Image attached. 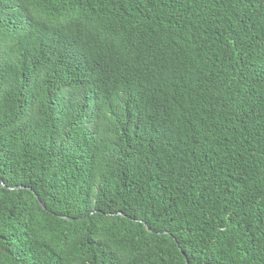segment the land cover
<instances>
[{"label":"trees","instance_id":"obj_1","mask_svg":"<svg viewBox=\"0 0 264 264\" xmlns=\"http://www.w3.org/2000/svg\"><path fill=\"white\" fill-rule=\"evenodd\" d=\"M0 264H264V0H0Z\"/></svg>","mask_w":264,"mask_h":264}]
</instances>
